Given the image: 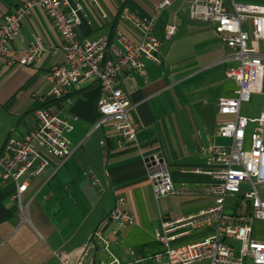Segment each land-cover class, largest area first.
<instances>
[{
    "label": "crops",
    "instance_id": "1",
    "mask_svg": "<svg viewBox=\"0 0 264 264\" xmlns=\"http://www.w3.org/2000/svg\"><path fill=\"white\" fill-rule=\"evenodd\" d=\"M20 1L0 0V20ZM72 1L82 5L81 37L110 39L115 26V30L120 28L135 40L138 35L121 19V9L127 7L137 16L151 17L158 2L94 0L91 5L88 0ZM174 17L176 34L165 40L164 25ZM154 36L161 42L160 63L144 59L143 75L119 77V87L128 96L130 117L138 125L136 143H121L112 125L94 128L99 118L96 86L81 82L59 98L48 97L52 87L48 73L52 66L63 62L61 50L49 51L31 64L17 62V54L35 37H41L49 46L60 45L51 21L41 9L33 8L23 19L21 35L14 39L11 52L0 57V151L9 136L33 128L36 109L48 108L62 118L70 117L73 130L68 138L73 153L60 167L53 159L40 177L30 181L22 196V203L27 205L26 218L11 199L14 186L0 180V264H60V257L76 260L118 197L125 200L124 208L134 216L135 223L120 228L112 222L102 225L110 254L117 259L112 253L113 244L121 242L137 249L125 264L136 258L152 264V257L163 250L155 239L161 223L198 214L212 204V178L203 152L211 146L228 144L216 135V130L218 122L226 119L218 114L217 101L232 96L236 88L234 81L225 76L231 65L230 52L211 23L189 18L181 0L159 13ZM252 95L240 106V114L255 119L264 112V77L261 92ZM261 96L263 102L251 113L247 104ZM253 126H248L247 136ZM153 154L166 164L175 189L158 200L153 196L144 161ZM86 170L91 171L98 185L90 183L84 175ZM208 232L206 228L197 229L170 243L195 242ZM99 257L109 259L97 248L88 253L85 264H95Z\"/></svg>",
    "mask_w": 264,
    "mask_h": 264
},
{
    "label": "built area",
    "instance_id": "2",
    "mask_svg": "<svg viewBox=\"0 0 264 264\" xmlns=\"http://www.w3.org/2000/svg\"><path fill=\"white\" fill-rule=\"evenodd\" d=\"M88 1L94 4V0ZM174 1L158 0L151 17L137 16L123 7L120 17L136 31L138 38L135 40L120 28L114 31L112 39L81 37L79 25L83 11L77 1L21 0L1 17L0 57L11 52L14 39L21 35L23 19L31 14L33 8L41 9L51 21L60 45L49 46L41 37H35L25 50L17 54V62L20 65L31 64L49 51L61 50L63 62L52 66L48 73L52 83L48 97L59 98L81 82L96 86L99 118L94 128L108 123L121 143H136L138 125L130 117L128 96L119 87V77L129 73L143 75L144 59L160 63L161 42L154 36L155 21L159 13ZM181 2L186 6L190 19L211 23L221 44L229 50L231 65L225 76L234 81L236 88L232 96L221 97L217 101V112L226 119L218 122L216 135L227 139L229 144L211 146L203 152L212 178L209 185L212 204L198 214L163 221L155 232V239L163 250L152 257V264H264V239H256L253 228L254 219L264 221V198L258 190L264 185V112L255 119L240 114V106L262 89L264 0ZM176 31L174 17L164 25V39L170 40ZM33 116V128L22 135L9 136L0 151V180L14 186L11 199L16 202L23 218H26L27 205L22 203V196L27 192L30 181L40 177L53 159L59 161L60 167L73 153L68 138L73 130L70 117L62 118L48 108L36 109ZM250 124L254 126L247 136ZM144 161L155 200L173 194V181L162 158L153 154L146 156ZM84 175L90 178L92 185H98L91 171H84ZM244 186L247 190L242 191ZM228 199H232L234 211L227 210ZM124 206L125 200L118 197L76 260L60 257V264H85L88 253L97 248L109 259L99 257L95 264H121L110 254L102 225L112 222L120 228L134 224V216ZM201 228L209 232L198 241L170 243L178 236ZM177 230L182 231L175 232ZM232 242L240 244L238 250ZM143 262V259L136 258L127 264Z\"/></svg>",
    "mask_w": 264,
    "mask_h": 264
},
{
    "label": "rangeland",
    "instance_id": "3",
    "mask_svg": "<svg viewBox=\"0 0 264 264\" xmlns=\"http://www.w3.org/2000/svg\"><path fill=\"white\" fill-rule=\"evenodd\" d=\"M253 96V95H252ZM263 96L258 97L257 99H255V97L252 98L251 102L249 104H247V107L250 109L251 113H255L260 105L261 102H263L262 99ZM227 141V142H226ZM226 141L224 140V143H228L229 141L226 139ZM227 144V145H228ZM242 191L247 190V188L244 186L241 189ZM258 190L260 192V195L262 198H264V185L259 186ZM232 199H228V205L227 208H231L232 206ZM230 206V207H229ZM243 208H245V204L243 206ZM253 228H254V237L256 239H264V221L262 220H258V219H254V223H253ZM232 244L235 246V248L238 250L240 244L237 242H232ZM113 255L119 260V262L121 264H125L126 262L129 261V258H132L130 256H132L131 252L135 253L137 251V249H132L130 247H128L126 244L121 243V242H116V244H113ZM150 261L146 262L149 263Z\"/></svg>",
    "mask_w": 264,
    "mask_h": 264
},
{
    "label": "trees",
    "instance_id": "4",
    "mask_svg": "<svg viewBox=\"0 0 264 264\" xmlns=\"http://www.w3.org/2000/svg\"><path fill=\"white\" fill-rule=\"evenodd\" d=\"M114 30H115V26L113 28V35H114ZM113 35L110 37V39H112ZM232 211H234V208H232Z\"/></svg>",
    "mask_w": 264,
    "mask_h": 264
}]
</instances>
